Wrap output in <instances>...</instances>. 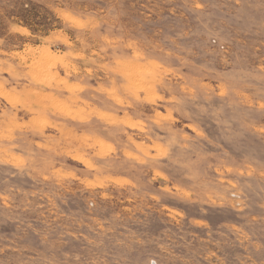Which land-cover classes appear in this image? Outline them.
Instances as JSON below:
<instances>
[{
  "label": "rangeland",
  "instance_id": "1",
  "mask_svg": "<svg viewBox=\"0 0 264 264\" xmlns=\"http://www.w3.org/2000/svg\"><path fill=\"white\" fill-rule=\"evenodd\" d=\"M0 264H264V0H0Z\"/></svg>",
  "mask_w": 264,
  "mask_h": 264
},
{
  "label": "trees",
  "instance_id": "2",
  "mask_svg": "<svg viewBox=\"0 0 264 264\" xmlns=\"http://www.w3.org/2000/svg\"><path fill=\"white\" fill-rule=\"evenodd\" d=\"M25 12H26V14H24V15L23 14H19V13L15 14L18 17V19L22 22V24H25V26H29L30 28H32L31 26H33L34 24L41 25V23H36L35 22V16H30L28 14L29 11L25 10Z\"/></svg>",
  "mask_w": 264,
  "mask_h": 264
},
{
  "label": "bare ground",
  "instance_id": "3",
  "mask_svg": "<svg viewBox=\"0 0 264 264\" xmlns=\"http://www.w3.org/2000/svg\"><path fill=\"white\" fill-rule=\"evenodd\" d=\"M72 17V16H71Z\"/></svg>",
  "mask_w": 264,
  "mask_h": 264
}]
</instances>
